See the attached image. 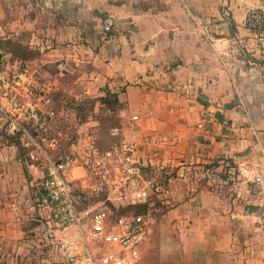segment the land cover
I'll use <instances>...</instances> for the list:
<instances>
[{"label": "crops", "instance_id": "crops-1", "mask_svg": "<svg viewBox=\"0 0 264 264\" xmlns=\"http://www.w3.org/2000/svg\"><path fill=\"white\" fill-rule=\"evenodd\" d=\"M262 4L0 0V40L40 53L25 65L40 82L77 99L105 88L120 93L131 114L123 140L144 165L170 163L171 193L160 200V226L175 236L168 263L264 264V87L256 68L264 53L244 26L247 12ZM108 17L116 27L105 35ZM154 134L167 135L168 146H147ZM209 165L218 172L213 181L202 173ZM42 177L39 163L0 162V264L48 223L35 204ZM59 234L78 242L73 226Z\"/></svg>", "mask_w": 264, "mask_h": 264}, {"label": "built area", "instance_id": "built-area-1", "mask_svg": "<svg viewBox=\"0 0 264 264\" xmlns=\"http://www.w3.org/2000/svg\"><path fill=\"white\" fill-rule=\"evenodd\" d=\"M244 26L264 53V4L247 12ZM115 27L112 17L102 21L105 35H110ZM15 64L16 69H8V56L0 59V162L29 160L42 165L43 177L35 204L50 215L41 236L55 264H141L148 215L119 216L117 212L151 206L153 199L169 196L170 188L161 180L170 163L144 165L136 157L135 145L125 140L105 150L93 145L81 153H77L76 146L69 151L62 149L61 135L48 136L50 124L56 118L48 98L55 90L54 84L40 82L34 71ZM256 68L257 81L264 87V59ZM46 105L51 106L45 108ZM145 143L153 149H164L169 138L148 135ZM202 173L210 181L218 176L213 165L206 166ZM147 174L149 179L145 178ZM256 181L261 183L262 177H256ZM19 210L17 204L12 207L18 222ZM72 226L78 242L59 234Z\"/></svg>", "mask_w": 264, "mask_h": 264}, {"label": "rangeland", "instance_id": "rangeland-1", "mask_svg": "<svg viewBox=\"0 0 264 264\" xmlns=\"http://www.w3.org/2000/svg\"><path fill=\"white\" fill-rule=\"evenodd\" d=\"M15 65L12 66V62L8 60V69ZM29 69L33 71L31 67ZM54 89H58V87L54 85ZM59 91L63 90L60 89ZM124 111L125 108L118 113L121 121V129L119 131H107L103 128L100 118V116L107 114L99 109V105L96 106L94 114L83 124H78L77 115L73 110L61 105V108L56 112V118L50 124L48 136L54 138L61 135L60 144L64 150H70L73 146H76L77 153H81L89 145L96 147L99 145L101 148H98L104 150L123 139L121 132L122 124L127 120L131 121V114ZM145 178L149 179V175L147 174ZM149 208V231L147 239L141 248L140 262L142 264H180L168 263L165 257L166 245L170 246L172 242L175 243L173 239L175 236H172V232H167L160 226V220L165 211V207L161 204L160 200L153 199ZM134 212L135 209H126L123 215L133 214ZM40 231L30 235L31 237L26 240L24 249L14 250L10 248L8 250V264H55V259L49 252Z\"/></svg>", "mask_w": 264, "mask_h": 264}, {"label": "trees", "instance_id": "trees-1", "mask_svg": "<svg viewBox=\"0 0 264 264\" xmlns=\"http://www.w3.org/2000/svg\"><path fill=\"white\" fill-rule=\"evenodd\" d=\"M4 56H8V60L12 62V64L17 63L20 67H27L25 66L26 63L39 58L40 53L16 41L0 40V59L4 58ZM101 92L103 95L96 98L85 97L83 99H77L64 91L54 90L48 98L55 112L61 108V105L67 109L73 110L77 115L78 124L85 123L88 118L94 114L96 106L99 105V109L107 114L105 116H100L103 128L107 131H119L121 129V121L118 117V113L125 108L124 103L120 100V93L112 92L108 88L103 89ZM122 140L123 139L119 140L117 143H120ZM97 147L101 148L99 145ZM21 155L24 156L25 152H22ZM169 179L170 177L163 176L161 181L167 185ZM149 209L148 205L139 206L135 208L134 214L148 215ZM125 212L126 209H121L117 212V215H123Z\"/></svg>", "mask_w": 264, "mask_h": 264}]
</instances>
